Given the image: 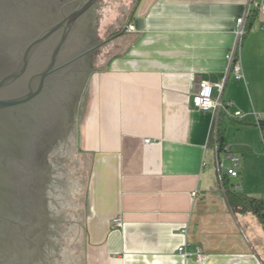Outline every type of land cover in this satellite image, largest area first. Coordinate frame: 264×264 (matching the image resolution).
<instances>
[{
  "label": "crops",
  "instance_id": "obj_1",
  "mask_svg": "<svg viewBox=\"0 0 264 264\" xmlns=\"http://www.w3.org/2000/svg\"><path fill=\"white\" fill-rule=\"evenodd\" d=\"M246 1L135 3L123 26L133 30L117 37V53L92 74L78 115L72 151L91 183L84 264H264V224L228 202L231 193L264 202L261 134L228 124V152L217 147L218 116L264 117L263 16H253L241 47L243 80L225 81L228 111L213 116L192 104L202 81L218 95ZM182 244L189 257L178 254Z\"/></svg>",
  "mask_w": 264,
  "mask_h": 264
},
{
  "label": "flooded vegetation",
  "instance_id": "obj_2",
  "mask_svg": "<svg viewBox=\"0 0 264 264\" xmlns=\"http://www.w3.org/2000/svg\"><path fill=\"white\" fill-rule=\"evenodd\" d=\"M89 1L5 0V5L0 4V23H26L31 34L25 44L40 40L33 47L25 76L31 84L24 85V94L39 91L17 112L29 119L32 128L26 137L27 159L12 163L22 182L14 210L1 224L0 264H63L69 224L53 200L56 192L51 184L58 183L56 175L63 173L62 152L75 143L78 115L98 53L118 37L112 38L117 33H111L100 38L106 0Z\"/></svg>",
  "mask_w": 264,
  "mask_h": 264
},
{
  "label": "water",
  "instance_id": "obj_3",
  "mask_svg": "<svg viewBox=\"0 0 264 264\" xmlns=\"http://www.w3.org/2000/svg\"><path fill=\"white\" fill-rule=\"evenodd\" d=\"M94 1L90 0L89 4ZM0 4L5 5V0H1ZM30 32L31 29L23 22L0 23V232L2 222L11 216L19 197L18 189L22 180L18 178L17 167L13 164L27 159L26 137L32 128L29 119L17 115V112L39 91L37 89L24 94V85L31 84V79L27 82L25 76L34 53L33 47L40 41L26 45ZM125 32L126 27L112 38ZM46 74L47 71L43 73L42 81Z\"/></svg>",
  "mask_w": 264,
  "mask_h": 264
},
{
  "label": "rangeland",
  "instance_id": "obj_4",
  "mask_svg": "<svg viewBox=\"0 0 264 264\" xmlns=\"http://www.w3.org/2000/svg\"><path fill=\"white\" fill-rule=\"evenodd\" d=\"M136 3V0H106L103 11V20L100 28V38L116 33L123 27ZM119 33V32H118ZM118 38L105 45L98 53L95 71L100 70L108 58L117 53ZM74 144L62 152L61 168L63 173L57 176L52 185L53 200L61 207L60 212L65 213L69 224L66 231V243L61 252L63 264H84V251L86 227L83 223V202L91 190L88 169L81 166L82 161L72 151ZM61 154V153H60ZM61 158V155H59ZM61 158V159H62Z\"/></svg>",
  "mask_w": 264,
  "mask_h": 264
},
{
  "label": "built area",
  "instance_id": "obj_5",
  "mask_svg": "<svg viewBox=\"0 0 264 264\" xmlns=\"http://www.w3.org/2000/svg\"><path fill=\"white\" fill-rule=\"evenodd\" d=\"M247 8L244 13V15L236 20V29H235V35L236 40L235 44L232 47L230 51L226 54V59L228 61L229 67L228 72L221 83L217 84L215 87L218 90V95L213 96V85L211 83L202 81L199 85V88L197 89L196 93L192 97V104L195 108L202 110V111H208L212 113L213 116H217L221 111L226 112L228 111V108L232 106V103L230 101H224L222 99V93L225 85V81L229 74L235 79V80H243L244 74L240 59V53H241V47H242V39L244 36V30H245V24L246 19L252 18L255 13L261 15L264 17V7L261 5L260 2H257L255 0H247ZM128 31H132L133 27L131 25H128L126 28ZM261 29L264 31V20L261 23ZM258 116H260L258 114ZM234 117H237L239 119L243 118V113L239 110H236L234 112ZM145 142H149V139H146ZM224 152H228L227 147H222ZM221 149V150H222ZM219 168L225 169L226 174L230 175L232 177H235L237 175V172L234 168L231 167H223L222 162H218ZM122 225L121 220L119 218L113 219V227L117 228ZM177 252L179 255L183 257H189V253L186 251L185 244H182L178 247ZM203 258L202 253L197 250L196 252V259L197 261H201Z\"/></svg>",
  "mask_w": 264,
  "mask_h": 264
},
{
  "label": "trees",
  "instance_id": "obj_6",
  "mask_svg": "<svg viewBox=\"0 0 264 264\" xmlns=\"http://www.w3.org/2000/svg\"><path fill=\"white\" fill-rule=\"evenodd\" d=\"M103 14L104 13L102 12V15ZM253 18L254 17H252L249 20V22L245 25L242 44L247 38L249 32L251 31L253 27V22H254ZM102 20H103V17H102ZM122 29L123 27L120 28L119 31H117L116 33L120 32ZM228 124L249 125V126L257 127L261 134L262 143L264 146V117H261L255 121H250V120H243V119L234 118V117H228L225 114H222L218 116V119H217V145H218L217 147L218 148H221L223 146L224 134H225L226 126ZM228 202L230 206L233 207L236 211L244 212L247 210H251L252 212L258 215L261 222L264 224V202L262 200L249 197L243 193H238V194L231 193L228 195Z\"/></svg>",
  "mask_w": 264,
  "mask_h": 264
}]
</instances>
